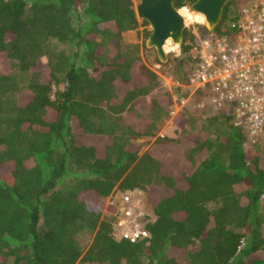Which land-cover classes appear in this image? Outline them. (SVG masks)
Listing matches in <instances>:
<instances>
[{"label": "trees", "instance_id": "16d2710c", "mask_svg": "<svg viewBox=\"0 0 264 264\" xmlns=\"http://www.w3.org/2000/svg\"><path fill=\"white\" fill-rule=\"evenodd\" d=\"M246 2L228 0L212 33L234 39ZM140 25L133 0H0V264H264V156L245 147L231 111L139 158L135 140L173 112L172 94L123 39ZM210 34L185 28L168 70L176 90ZM54 40L72 52L44 64ZM14 68L27 83L9 109ZM115 188L147 190L156 219L145 238L116 240L101 219ZM82 227L96 230L83 257Z\"/></svg>", "mask_w": 264, "mask_h": 264}, {"label": "built area", "instance_id": "2783aa9c", "mask_svg": "<svg viewBox=\"0 0 264 264\" xmlns=\"http://www.w3.org/2000/svg\"><path fill=\"white\" fill-rule=\"evenodd\" d=\"M233 27L234 39L211 32L200 42L190 82L182 87L189 98L201 97L199 111H231L246 132L245 145L255 147L264 142V0L241 6Z\"/></svg>", "mask_w": 264, "mask_h": 264}, {"label": "rangeland", "instance_id": "374dc122", "mask_svg": "<svg viewBox=\"0 0 264 264\" xmlns=\"http://www.w3.org/2000/svg\"><path fill=\"white\" fill-rule=\"evenodd\" d=\"M140 1L141 0H133L135 11ZM255 2H257V0H247L243 6L251 5ZM190 7L191 6H188L187 9L182 8L178 10L180 15L185 19L186 28L194 27L196 29L197 25H204L208 28L205 21L200 22L196 18L188 20L186 16L182 15L181 10L183 9H185V12L187 13H194ZM138 20L140 23L143 21L139 18ZM147 30H151L150 26L140 25L138 29L124 33L123 39L129 45L138 46L142 62L160 77L163 87L172 94L173 112L170 119L163 125V127L160 128L155 136L143 137L135 140V144L140 148L139 158H141L150 149L158 138L170 137L174 139L181 135H189L192 132H199L208 129L209 127L207 126L206 118L215 114L214 111L209 109L207 110L206 108L199 111L197 106L198 101L194 100V98H189L188 89H185L184 87H182L181 90L175 89L176 82L173 78H171L168 70L170 69V65L173 64V60L180 54V46L177 45L174 50L173 47L168 48L167 50L164 48L168 58L166 63H162L158 59L156 51L154 49H149L146 46L148 39L145 37V31ZM71 52L72 48L70 45L61 44L55 40L50 41L48 43L47 54L43 58V63L47 64L49 61H55L56 56L61 53L69 55ZM12 75L18 78L17 81L19 87L17 91L6 96L9 109L13 108L14 101L17 99L20 89H24V86L27 83V78H21L16 68L12 69ZM170 78L172 80H170ZM8 112L0 115V121L3 120L7 114H9ZM179 123H183V125L180 126ZM0 125L4 128V124L2 125V123H0ZM176 129H178L180 133L177 132L178 134H176ZM245 147L253 148L248 145H245ZM257 147L259 148L261 155L264 156V142L257 145ZM156 186L162 187L164 184L159 182ZM149 199L150 197L147 190L135 189L131 191H122L115 188L111 195L105 200L101 219H112L113 236L116 240H120L122 238L136 240L147 236V232L145 230L146 224L151 223L156 219L154 208ZM95 236L96 230L92 231L86 227H82L75 234V239L83 252L82 257L91 247Z\"/></svg>", "mask_w": 264, "mask_h": 264}, {"label": "water", "instance_id": "95a60500", "mask_svg": "<svg viewBox=\"0 0 264 264\" xmlns=\"http://www.w3.org/2000/svg\"><path fill=\"white\" fill-rule=\"evenodd\" d=\"M228 0H197L191 5L194 13L205 17L208 30L213 32L218 25L224 6ZM139 19L149 23L151 34L146 42L149 49H154L162 63L167 62L164 47L169 39L181 46L186 28L185 20L174 6V0H141L136 7Z\"/></svg>", "mask_w": 264, "mask_h": 264}, {"label": "bare ground", "instance_id": "6f19581e", "mask_svg": "<svg viewBox=\"0 0 264 264\" xmlns=\"http://www.w3.org/2000/svg\"><path fill=\"white\" fill-rule=\"evenodd\" d=\"M186 10L185 9H183V10H181V13H182V15H184V16H186V18L188 19V20H192V19H194V18H196V19H198L200 22H204L205 21V23H206V20H205V17L203 16V15H201V14H198V13H187V12H185ZM185 13V14H184ZM173 47V50L174 49H176V47H177V45L176 44H173L172 43V40L171 39H169L168 41H167V43H166V45H165V50H167L168 48H172Z\"/></svg>", "mask_w": 264, "mask_h": 264}]
</instances>
